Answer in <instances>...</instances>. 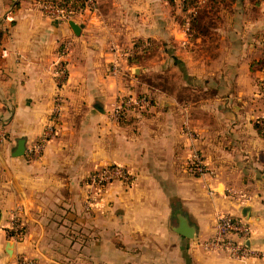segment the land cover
<instances>
[{
    "label": "crops",
    "instance_id": "1",
    "mask_svg": "<svg viewBox=\"0 0 264 264\" xmlns=\"http://www.w3.org/2000/svg\"><path fill=\"white\" fill-rule=\"evenodd\" d=\"M94 1L75 35L34 0H0V264H264V0H226L221 14L217 3L206 34H188L194 8L181 0ZM168 70L182 90L147 83ZM128 96L150 107L113 121ZM57 98L56 136L31 160ZM110 165L132 185H108L88 208L87 176ZM219 215L248 225L252 256L206 248ZM182 217L193 240L176 232Z\"/></svg>",
    "mask_w": 264,
    "mask_h": 264
},
{
    "label": "built area",
    "instance_id": "2",
    "mask_svg": "<svg viewBox=\"0 0 264 264\" xmlns=\"http://www.w3.org/2000/svg\"><path fill=\"white\" fill-rule=\"evenodd\" d=\"M38 8L47 17L54 19L60 23H67L76 16L91 14L96 11V3L94 0H80L77 4L72 1L54 0L37 2ZM67 55V49H62L58 55V61L55 63V76L57 83L61 84L67 78V71L63 61L61 60ZM117 72V67L113 66V73ZM150 102L145 97H122L114 106L111 112L113 121H121L124 115L133 110H144L150 106ZM60 101L57 98L54 110L51 115L49 125L46 127L42 137L29 150V159L35 160L40 156L44 145L52 137L56 135V123L59 118ZM0 136H3L0 134ZM191 167L195 173H202L205 169L200 157L195 154L190 161ZM132 175L127 169L118 165H110L94 171L87 183V187L94 189L95 194L101 193V187L112 182H131ZM10 239L13 243L20 242L23 237V226L18 222H13L10 230ZM250 234L248 225L241 219H236L230 215H219L215 222V233L213 239L205 246L210 251H221L228 254L233 259H244L252 256L251 251L243 246V240ZM236 237V239H234Z\"/></svg>",
    "mask_w": 264,
    "mask_h": 264
},
{
    "label": "rangeland",
    "instance_id": "3",
    "mask_svg": "<svg viewBox=\"0 0 264 264\" xmlns=\"http://www.w3.org/2000/svg\"><path fill=\"white\" fill-rule=\"evenodd\" d=\"M181 1H184V0H181ZM188 2H189V5H191V8H194V10H192L191 11V16H192V18L195 16V15H197V13H198V11H200V10H203V9H201V8H203L204 6H205V4L207 3V0H188ZM207 5V4H206ZM210 6V7H209ZM212 5H207V6H205V8L206 9H208V8H212L211 7ZM214 8V7H213ZM216 8V12L218 11L220 14H221V12L223 11L222 9H223V4L222 3H220V6H216L215 7ZM205 12H206V10H205ZM210 13H211V17L213 16L212 14H215V9L213 10H210ZM76 17H79V16H76ZM76 17H74V18H72L70 21H73ZM81 17V16H80ZM191 17L189 18V17H187V19H185L184 21H186L187 22V32H188V34H191L192 33V30H191V25H190V23H191V19H192ZM209 19V18H208ZM208 20H207V16H205V17H203V19L200 21V25H203L202 23H204V25H206V31H207V33L209 32V31H211V29H213V27H217L218 26V24H220V23H217V24H215V26H213L212 27V25L211 24H209V22H207ZM65 24H68V22L67 23H65ZM214 24V23H213ZM199 27H201V26H199ZM196 33H198V32H196ZM140 46V45H139ZM145 47H147V46H145ZM66 49V48H65ZM154 52H157V50H155V51H153V53ZM155 54V53H154ZM117 67V66H116ZM118 70V69H117ZM177 70H173L172 72H169V70L168 71H163V72H157V73H149L148 74V77L149 78H147V83H149L150 85H154V86H156L157 88H159V89H163V90H166V91H171V90H173L172 92H176L177 91V86H180V84H179V81L181 80V77L179 76V74H178V72H176ZM112 72H113V67H112ZM181 87V86H180ZM179 89H183L182 87L181 88H179ZM185 89H189V88H185ZM130 97H134V96H130ZM137 97V96H136ZM264 97V96H263ZM150 102V101H149ZM150 107V106H149ZM148 107V108H149ZM147 108V109H148ZM144 110H146V109H144ZM144 110H142V109H140V110H133V111H130V112H128L127 114H125L124 115V118L121 120V121H124V120H126V118L130 115V114H133V113H138V112H141V111H144ZM51 120V117H50V119H49V121ZM57 122H58V120H57ZM56 126H57V123H56ZM56 136V135H55ZM54 136V137H55ZM54 137H52V138H54ZM3 138V136H0V140ZM51 138V139H52ZM49 141V140H48ZM47 141V142H48ZM195 154H197V153H194L193 155H195ZM193 155H192V157H193ZM198 155V154H197ZM199 157H200V155H198ZM192 157H191V159H192ZM191 159H190V161H191ZM201 159V158H200ZM203 163V162H202ZM204 165V164H203ZM189 166H191V164L189 163ZM205 166V165H204ZM104 167H106V166H104ZM100 168H103V167H100ZM100 168H98V169H100ZM205 169V168H204ZM97 169H95L94 171H96ZM190 170H191V172H193V173H195V170H194V168H192V167H190ZM94 171H92V172H90L89 173V175L87 176V179H86V181H85V188H86V190H87V192H88V200H87V202H86V205H87V207L89 208V207H91V205H92V202H94V201H96L97 200V195L95 194V190L94 189H91V188H88L87 187V183H88V179H89V177H90V175L94 172ZM203 174H205V170L202 172V173H200V175H203ZM133 181V180H132ZM132 181L129 183V182H127V183H123V182H112V183H109V184H107V185H105V186H103V187H101V193L100 194H98V197L101 199V194L103 193V190L108 186V185H111V184H114V183H121V184H124L125 186H129V185H132Z\"/></svg>",
    "mask_w": 264,
    "mask_h": 264
},
{
    "label": "trees",
    "instance_id": "4",
    "mask_svg": "<svg viewBox=\"0 0 264 264\" xmlns=\"http://www.w3.org/2000/svg\"><path fill=\"white\" fill-rule=\"evenodd\" d=\"M34 1H36V2H45V1H54V0H34ZM65 1H72L74 4H77V2L80 1V0H65ZM166 1L168 2V4H173V2H174V0H166ZM225 2H226V0H207V3L206 4L207 5H212L211 6L212 8L206 9L205 6H207V5L205 4V6L203 8H201L203 10L198 11L197 15H195L190 20L191 21V23H190L191 30H193V32H199V33L206 34L207 33V31H206V25H204V23H202L203 25H200V21L203 19V17L207 16V20H208L207 22H209V24H211L212 27L215 26L216 19H214V17H211L209 15L210 10H212L213 7L217 3H223V4H225ZM189 8H191V5H189L188 0H184L183 1V10H187ZM205 10H206V12H205ZM199 26H201V27H199ZM146 51H147L146 49H143L142 54L145 53ZM135 59H137V57ZM257 65L260 66L261 69L264 71V60L258 62Z\"/></svg>",
    "mask_w": 264,
    "mask_h": 264
},
{
    "label": "water",
    "instance_id": "5",
    "mask_svg": "<svg viewBox=\"0 0 264 264\" xmlns=\"http://www.w3.org/2000/svg\"><path fill=\"white\" fill-rule=\"evenodd\" d=\"M68 25L70 26V28L72 29L73 33L75 35H79L80 32V28L72 21L68 22ZM25 149H24V141L23 140H19L17 142L16 145V149L15 152L13 153V157H21L24 155ZM176 232L181 234L183 237H186L189 240H193L194 239V229L192 226L187 224V220L182 217L179 220V226L178 229H176ZM13 243L8 242L7 246H6V251L8 254H11V249H12Z\"/></svg>",
    "mask_w": 264,
    "mask_h": 264
}]
</instances>
